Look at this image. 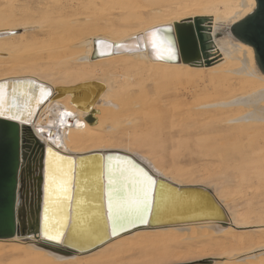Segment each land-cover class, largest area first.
<instances>
[{
  "label": "bare ground",
  "instance_id": "bare-ground-1",
  "mask_svg": "<svg viewBox=\"0 0 264 264\" xmlns=\"http://www.w3.org/2000/svg\"><path fill=\"white\" fill-rule=\"evenodd\" d=\"M62 1L60 8L52 9L57 3L51 6L48 15L34 19L24 14L32 11L33 4H38L37 0H0V81L27 79L31 82L7 84V111L1 116L19 117L16 121L20 130L21 193L26 218L23 232L0 238L3 254L25 264L28 261L40 264H114L121 259L122 253L141 242L166 238H208L216 241L226 237L229 247L200 264H264V75L256 71L253 53L239 40L231 39L229 30L234 21L254 8L255 0H161L158 7L150 5L148 8L151 14L148 20L145 17L141 20L129 12L121 13L118 23L122 28H116L114 16L113 19L106 17L91 21L86 15L83 19L76 15L74 19L66 18L62 22L60 18L64 9L71 8L77 0ZM84 1L91 5L96 3L95 0ZM96 1L101 3L98 6H108L114 12H122L126 2ZM159 10L162 11L160 14L151 13ZM73 14L70 15L73 17ZM195 16L209 18L204 23L209 27L211 42L207 49L209 62H201L202 55L199 61L184 62L178 51L177 59L173 61L154 58L149 31L171 25L178 45L176 23ZM84 21L95 25V30L84 32L88 28ZM224 25L227 26L224 32L228 34L225 38L219 37L217 31ZM27 29L37 30L27 35L24 33ZM34 43L40 45L31 51L29 47ZM94 50L96 56L92 57ZM18 51H24V60L17 59ZM58 54L63 64L32 63L38 55ZM154 74L166 80V87L159 96L161 100L165 98L162 102L167 115H164L163 125L169 128L165 135L170 140L194 137L197 143L200 141L205 146L203 159L221 162L237 156L241 163H246L243 168L209 177L201 183L185 182L160 168V165L165 166L164 158L144 147L146 142H122L119 134L147 128V91L141 80ZM241 78H256L262 83L253 84L247 91L228 94L231 83ZM41 85L48 88L51 95L37 104ZM214 87L223 91L214 96ZM13 88L16 89L15 103L18 107L12 106ZM23 92L29 93L31 99L28 95L22 99ZM189 98H197L191 108L186 107ZM173 102H179L182 108L171 111ZM26 104L29 107H25ZM136 109L141 111L137 117ZM202 120L206 122L202 123ZM222 136L244 146L235 152L221 150L213 143L222 140ZM221 140L218 143H222ZM45 145L73 157L90 152L102 154L104 151H118L130 156L141 164L139 168L144 167V171L153 176L154 181L159 180L155 219L149 223L148 214L146 223L129 224L125 230L110 234L104 215L100 165L98 169L97 160L85 157L79 161L86 167L83 169L85 173L78 175L82 179L75 196L74 222L69 236L64 239L70 222L74 161L50 153L44 234L33 232L29 222L31 224L35 212L38 180L39 202L42 201L41 150ZM254 161H257L255 165L250 163ZM65 182L66 198L61 191ZM85 186L88 191L81 189ZM205 194L210 199L202 203ZM152 195L153 189L151 205ZM86 200L89 202L84 204ZM193 201L196 203L192 204ZM183 204L193 206L184 218L170 222L158 219L172 215ZM135 218L129 216L127 220ZM241 225L255 229L243 230L238 227ZM58 231L62 232L60 240L48 239ZM103 231H106L104 236L98 238L97 234ZM139 233L144 240L136 244L133 240ZM241 238L247 240L241 241ZM243 244L248 245L247 249L242 247ZM243 248L246 251H242Z\"/></svg>",
  "mask_w": 264,
  "mask_h": 264
},
{
  "label": "rangeland",
  "instance_id": "rangeland-1",
  "mask_svg": "<svg viewBox=\"0 0 264 264\" xmlns=\"http://www.w3.org/2000/svg\"><path fill=\"white\" fill-rule=\"evenodd\" d=\"M37 1H38V4H35V3L33 4L32 11L31 10L30 12L25 11L24 16L29 15L30 18H34V19L43 18L44 16L48 15L52 9L60 8V5L63 4L62 0H51V1L49 0V2L48 0H37ZM45 1H47L48 3ZM95 2L96 3H93L94 5H91L92 3L85 2L84 0H77L73 2L72 4H74L75 6L72 5L71 8L66 7L65 8L66 10L64 9L65 12L63 11V14L60 20L62 22H64L66 18L67 19L71 18L70 20H72V18L74 19L76 15H79V16H76L79 19H83V17L86 15L87 17L90 18L91 21H93V19H96V18L104 19L106 17L112 18L113 16H114L113 18L116 19L115 16L119 14L117 16L116 22L114 21L115 19L113 20V22L115 23V25L119 26V27L116 26V28H122V26L118 23L120 21L118 17L120 16L121 13L129 12V13L135 14V16L137 15V17H141V20L142 19L145 20V18L146 20H148L151 15L150 12L148 11V8L150 7V5H153L152 7H158L160 4H162L161 0H153L152 3L154 4H151L150 0H126V2L123 5L124 7L121 6L123 7V11L122 12L117 11L118 12L117 13V12H114L108 6H105V5L98 6L97 4L100 5L101 3L96 0ZM43 3L44 4L46 3V4L44 5ZM42 4L43 6H45V8L42 7ZM38 5L39 7H37ZM53 5L54 6L56 5V6L53 7ZM81 5H84V6H81ZM51 6L53 7L52 9H51ZM75 8L76 10H74ZM68 9L70 10L69 14H68V11H69ZM71 10L77 11V12L75 13V12H72ZM107 10L109 11L108 13H106ZM41 11L43 12L40 13ZM78 11H81L82 13H78ZM161 12L159 10V11L151 12V13L160 14ZM70 14H73V17ZM106 14H109V15H106ZM103 15H106V16H103ZM60 20L58 22L62 24ZM83 24L85 25V27L86 26L88 27L84 29V32L89 33L95 30V25H93L92 23H89V21L88 22L84 21ZM226 27L227 26L224 25L218 28L217 31H218L219 37L225 38L228 35L227 32H224ZM18 29L22 30L21 28H18ZM36 30L37 29H27L25 30L24 33L27 35H30L31 33L36 32ZM231 39L236 40L232 35H231ZM39 45L40 43H34L33 45H30L29 48L32 51ZM16 57L18 60H24L25 59L24 57H26V55H24V51H18L16 54ZM37 58L34 59L32 63H36L38 65L39 63L44 62L45 64H48L50 66H54L55 64H63L62 62H60L62 60L60 54L53 55V56L52 55L51 56L38 55ZM254 66H255L256 71L260 74L261 72H259V69L255 63H254ZM1 73L2 72L0 71V74ZM155 75L156 74L148 75L147 77H143V79L141 80V85L147 91L146 92L147 101H148L147 128L144 129L143 127H140V130L137 129L133 133L126 132L123 135L119 134V138L122 140V142L131 141V142H135L136 144L146 142L147 144L144 147L151 150L154 155L159 156L160 158L161 157L164 158L163 161L165 162V166L160 165V168L164 172H166L168 175L174 176L185 182L201 183L209 177H214L216 175L226 173L230 170H238L240 168H243L246 163L245 164L241 163V159L239 157L236 158L237 156H235L233 160L221 161V162L220 161L209 162L203 159L202 156H203V153H205L203 149L205 146H203L202 143H200V141L197 143L196 141L197 139H195L194 137L193 138L177 137L176 139L170 140L165 135V132H168L169 130L168 127H166L167 128L166 130V128H164V125H163V121L165 117L164 115H167L166 107L164 106V103L162 102L163 100H165V98L161 100L159 96H161L160 95L162 94L161 92L164 91L166 87L165 86L166 82H164L165 80L164 78L155 76ZM140 77L142 76L140 75ZM261 83L262 81L259 79L257 80L256 78H248V79L241 78L231 83L232 86H230V90L228 94L247 91L253 84L259 85ZM158 89H159V92H158ZM221 91L223 90L217 87H214V89L212 90L214 96H216L215 94L217 93H221ZM196 100L197 98H189L186 101V107L191 108L192 106H194V104H196L197 102ZM160 103L161 104L163 103L162 104L163 106ZM179 105H180L179 102H175V103L173 102L172 104H170L171 106L170 110L176 111L182 108ZM140 113H141L140 109L135 110L136 117L140 115ZM204 122H206V120L205 121L202 120V123ZM223 137L224 136L221 137L222 140L219 139L221 140L222 143H218L219 142L218 140V142L215 141L217 143L214 142L213 145L215 146L217 144V146H219L221 150H228V151H234V152L238 149H241L242 146H244L243 143L241 142L237 143L235 141H231V139L228 138L227 136H225V138ZM223 141H226V142H223ZM210 157L212 160H214V157L212 156ZM250 163L255 165L257 161L250 162ZM62 205L63 203L60 204V206ZM60 209H62V207H60ZM238 227L243 230L255 229L253 226H248V225L247 226L241 225ZM225 238L226 237L219 238L216 241L212 239H208V238H195V239H190V240L189 239H168L166 238L164 240L156 239L153 242L142 243L141 241H143L144 238L142 234L139 233V236L137 237V239L133 240V242L136 244L139 242L141 243L138 246L129 250L128 252L122 253L123 254V255L121 254L122 257L120 255L121 259L118 260L114 264H200L202 261L209 260L214 253H215L214 255H217V253H221L229 247L228 238L226 239ZM246 240L247 238H241V241H246ZM242 247L247 249L248 245L243 244ZM244 248L242 251H246ZM0 253H2V255H0L1 256L0 264H25L24 262H21L20 260H16L15 258H12V256H10L9 254H6V253L3 254L4 253L3 249L0 250ZM26 264H40V263L36 261L35 262L28 261Z\"/></svg>",
  "mask_w": 264,
  "mask_h": 264
},
{
  "label": "water",
  "instance_id": "water-1",
  "mask_svg": "<svg viewBox=\"0 0 264 264\" xmlns=\"http://www.w3.org/2000/svg\"><path fill=\"white\" fill-rule=\"evenodd\" d=\"M209 18L207 16H195L193 18H187L181 20V22L176 23L177 27V51L179 53V57L182 61H199L200 55L203 58L201 62L208 63V53L207 49L211 46L210 35L208 33L209 27L204 23L208 21ZM231 34L235 39L239 40L243 44H245L249 50L253 53L256 64L258 66L259 72L264 75V0H255V6L252 10L247 12L245 15L234 21L229 28ZM92 57L96 56L95 50L91 54ZM172 60L173 59H167ZM177 57L174 59L176 60ZM27 79H7L0 81V84H8L18 82H24ZM30 80H27V82ZM48 89V88H47ZM24 99L25 95L21 96ZM20 101V100H19ZM21 105V103H20ZM0 115V238L10 237L15 233H20L24 231V219L25 218V210L24 206H22V193H21V161H20V130L19 125L16 119H12L10 115L9 117H1ZM50 153L58 156H62V158H66L74 161V181H73V189H72V197L70 204V222L67 225V229L64 235V239L69 236L71 232V228L74 222V203L75 196L80 186V178L78 175L81 173H85L83 170L86 167V164H79L80 159L85 157H93L94 160H97V168L101 169L102 177V192H103V204L105 208V218L108 225V232L112 234L113 228V220L109 218V209H108V188H107V179L105 176V162L107 157L109 156H120L123 158H128L133 160L130 156L118 152V151H104L102 154L99 152H90L82 155H76L75 157L71 155H64L56 150L44 146L43 150H41L42 157V201H40L39 197V181L37 182L36 187V198L34 201L35 212L32 215L31 224L29 222L30 229L33 232H39L41 235L44 234L43 231V220L45 217L46 210V184L47 177L49 171V157L52 156ZM138 167H141L137 161L133 160ZM144 170L145 168L142 167ZM145 172L153 179V176L148 173L147 170ZM85 180V178H84ZM82 180V181H84ZM154 180V179H153ZM86 185V184H85ZM99 186V182L97 184V190ZM189 188V187H187ZM192 189H198L197 187H190ZM82 190L88 191L89 188L86 186L81 187ZM159 189V180H155V186L153 188V200L151 205V212L148 217V222L151 223L153 219H155V206L157 203V194ZM205 191V190H204ZM210 196L205 194L202 197V203L208 202ZM196 201V198H195ZM195 201L192 202L196 203ZM198 201V200H197ZM89 200L84 202L87 203ZM184 202V201H183ZM191 204V205H192ZM98 205V204H95ZM100 205V204H99ZM40 209V211H39ZM193 209V206H183L180 209H176L173 211V214L167 216L165 218H158L163 220H167L166 222L174 221L177 219H182L187 215L186 213ZM39 213V217H38ZM160 217V216H159ZM29 218V217H27ZM122 227L120 230H125L124 228L129 224L133 226L141 225L137 218L130 220L125 219L120 222ZM131 225V226H132ZM106 231L99 232L97 234L98 238H102ZM92 247V246H90ZM89 247V248H90Z\"/></svg>",
  "mask_w": 264,
  "mask_h": 264
},
{
  "label": "snow or ice",
  "instance_id": "snow-or-ice-1",
  "mask_svg": "<svg viewBox=\"0 0 264 264\" xmlns=\"http://www.w3.org/2000/svg\"><path fill=\"white\" fill-rule=\"evenodd\" d=\"M149 43L156 59H175L177 55L176 38L173 34L171 25H162L151 29L148 33ZM103 43V41H100ZM123 47V45H121ZM21 83V82H17ZM31 84L30 81L24 82ZM7 84H0V115H4L7 97ZM13 92V107H18L15 103L16 89ZM29 99L31 96L29 93ZM51 91L44 86H39V99L36 103H41ZM29 107V105H25ZM12 119H19L18 116H12ZM105 176L108 188V209L109 218L113 220V235L122 227L121 221L129 216H135L140 223H146L145 216L151 212V192L155 186V181L135 162L128 158L120 156H109L104 165ZM65 183L61 185V191L67 193ZM62 232L58 231L55 235L48 236L50 240H60Z\"/></svg>",
  "mask_w": 264,
  "mask_h": 264
}]
</instances>
